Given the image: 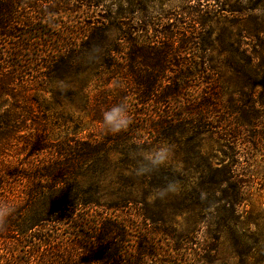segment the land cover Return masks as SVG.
Instances as JSON below:
<instances>
[{"label": "trees", "instance_id": "obj_1", "mask_svg": "<svg viewBox=\"0 0 264 264\" xmlns=\"http://www.w3.org/2000/svg\"><path fill=\"white\" fill-rule=\"evenodd\" d=\"M70 1L77 0H41L43 4L54 5L57 8L55 13L36 5L29 8L40 16H62ZM81 1L91 12L89 18L93 22L80 30V37L75 40L78 44L70 43L67 34L63 38L57 37L62 46L51 52L42 65L44 74L28 82L23 77L19 80V75L30 67L22 60L24 52L30 53L34 38L32 31L15 36L17 27L22 23L20 12L26 7L28 9L27 0H0V39L17 41L13 52L0 53L3 56L0 61L8 65L7 69L0 70V147L8 145L2 143L11 141L20 150L28 149V157L32 158L28 163L13 165L6 161L0 164V190L20 180L17 200L2 202L0 238L16 233L19 237L29 236L37 241V234L43 235L40 236L39 246L45 247L47 254H39L33 260L35 264H177L157 260L162 257L158 239L171 242L172 252L184 250L182 241L185 239L175 226H167L164 221L159 224L162 220H154L146 210L149 190H158L164 187L165 181H171L172 170L158 171L160 175L153 183L147 182L149 177H144L140 196L136 194L132 176L117 173L116 179L110 180V186H106V179L114 170L128 171V168L122 167H126L125 160L134 153L132 145L137 138L132 130L128 128L96 139L66 135L60 141L50 143L44 135L47 132L43 122L49 121V113L55 112L56 107L72 104L76 97L82 101L81 110H84L88 103L83 94L85 87L100 82L106 85L117 73L123 79L115 83L116 90L112 89L116 92L114 101L124 103L132 95L141 107L169 108V111L160 109L154 112L155 116L148 115V112L142 114L149 117L142 132L148 137L153 136L145 138L144 143L153 144L171 135L185 134L190 140H195L206 127L204 121L207 117L202 107L208 108L209 104L199 105L186 114L179 108L186 100V92L193 89L187 81L198 79L203 82L205 76L213 75L215 71L210 66L201 65L199 68L195 65L191 68L174 64L175 53L171 54L172 48L163 46L164 42L146 36L141 39L134 37L138 32L148 34V29L157 27L165 29L157 33L171 40L176 35L169 31L170 26L174 27L176 18L173 15L158 10L156 15L161 16L159 19H148L147 16H139L143 15L139 14L141 11L146 13L147 5L144 9L138 3L126 1L128 6L125 11L118 7L116 12H111L110 8L109 14L102 16L100 12L105 8L102 1ZM218 13L219 10L214 12L203 7L186 14L195 25L203 27ZM99 14L100 19L96 18ZM34 21L35 18L27 17L23 23ZM111 27H115L118 35L116 41L107 45ZM185 32L194 34L193 31ZM116 44L123 48L118 49ZM156 44L163 47L156 48ZM184 44L188 47L190 42L184 41ZM209 47L202 45L194 50L203 58ZM189 50L192 49L185 48V51ZM113 53L120 58L115 60ZM33 61L35 63L37 59ZM89 74V82L92 83H83ZM19 93L23 96L17 95ZM46 93L50 94V98L43 99ZM190 104L187 103L188 106ZM134 113L129 112L131 115ZM59 115L63 117L64 114ZM121 158L124 160L121 161ZM18 205L20 208H17ZM132 207L134 214L119 216V213ZM134 224H138L136 233L133 231ZM66 225L72 233L63 234V237L66 241H74L71 245L74 247L56 254L58 238L52 237L50 231L54 226ZM129 243H132V248L126 249L124 246ZM154 259L156 261L152 262ZM0 264H21V261L15 254H10L8 258L2 256Z\"/></svg>", "mask_w": 264, "mask_h": 264}, {"label": "rangeland", "instance_id": "obj_2", "mask_svg": "<svg viewBox=\"0 0 264 264\" xmlns=\"http://www.w3.org/2000/svg\"><path fill=\"white\" fill-rule=\"evenodd\" d=\"M100 1L105 6L100 12L102 16H107L110 8L111 12H116L118 7L125 11L128 6L126 1L138 3L144 9L147 5L146 13L141 11L139 14L143 15L139 16H147L148 19H159L161 16H157L158 10L173 15L176 19L172 21L174 27L170 26L169 31L176 35L171 40L164 39L157 33L165 30L157 27L148 29V34L138 32L134 37L141 39L146 36L154 41L164 42L163 46L171 47L170 53H175L172 61L174 64L188 65L191 68L195 65L199 68L201 65L210 66L215 71V74L205 76L203 82L198 79L187 81L189 85H193V89L186 92V100L179 108L180 112L187 113L199 105L209 104L208 108L202 107V112L207 117L204 121L206 127H203L202 133L195 140H190L185 134L171 135L153 144L144 143L143 140L148 136L142 130L149 117L142 114L148 112V115L155 116L154 112L157 113L160 109L169 111V108L152 105L148 108L141 107L132 95L124 101L128 112H135L133 115L129 114L130 124L125 129L130 128L137 140L132 145L134 153L125 160L126 167H122L128 168V171L114 170L107 177L105 185L110 186V180H115L117 173L125 177L132 176L136 194L140 196L143 192L140 185L144 177H149L147 182L153 183L160 175L158 171L172 170L171 181H165L164 186L172 182L174 190L157 199L151 198L157 190H149L151 193L146 210L154 220H162L159 224L164 221L167 226H175L186 241H182L184 250L172 252L171 242L169 244L158 239L162 256L157 258L158 261L177 264H264V0H200L202 5L199 0ZM27 3L28 9L26 7L20 12L22 23L17 27L19 29L15 36L20 37V34L32 31L34 39L29 48L30 53L24 52L22 60L24 65L30 64V67H26L19 75V80L23 77L31 82L44 74L42 65L51 52L62 46L56 38H63L67 34L69 42L75 43L76 38L80 37V30L93 20L89 18L91 12L83 6L81 0L70 1V6L62 16H40L29 8L36 5L55 13L57 8L52 4H43L41 0H27ZM203 7L214 12L219 10V13L215 18L211 16L212 21L200 27L189 20L186 13ZM100 14L96 18L100 19ZM27 17L32 20L35 18V21L31 24L23 23ZM185 30L193 31L194 34L186 33ZM117 35L118 31L111 27L107 45L116 41ZM184 41L190 42L188 47ZM16 44L14 39H0V53L13 52ZM202 45L210 47L204 57L200 58V53L194 49ZM163 46L156 44L155 47ZM116 47L123 48L120 44H116ZM185 48L192 50L185 51ZM122 52L126 54L125 50ZM112 55L116 60L117 53ZM35 59L37 61L34 63ZM7 67L6 62L0 61V70ZM176 70L177 68L174 69ZM168 75L172 77V74ZM90 77V74L86 76L83 83H90ZM120 79L123 76L115 73L106 85L102 82L88 84L83 93L88 99L84 110H81L82 101L76 97L74 103L65 107L58 106L55 112L51 111L49 121L43 122L47 132L44 135L50 140L47 141L57 142L66 135L96 139L113 133L103 125L102 113L112 107L114 102L118 104L114 101L116 92L112 89L116 90L115 83ZM17 95L23 96V93ZM42 98H50V94H43ZM187 103L193 105L188 106ZM59 114L64 115L61 117ZM151 138L152 135L148 137ZM162 143H167L172 149L167 163L145 175H135L137 151H147ZM2 144L8 145L0 147V164L6 161L11 164L31 161L28 149L20 150L11 141ZM122 160L124 159L121 158ZM19 182L20 180L11 182L13 184L10 187L7 185L0 190V211L4 208V200L7 203L11 199L17 200ZM133 208L122 211L119 216L134 214ZM138 208L141 206L138 205ZM138 224L142 225L140 221ZM138 224L133 225L134 233L137 232L135 227ZM68 233L72 231L67 225L51 229V236L58 238L56 254L74 247L71 246L74 241H66L63 237V234ZM29 234L30 232L27 233ZM37 235V241L29 236L19 237L16 233L0 238V259L2 256L8 258L10 254H15L21 264H35L33 260L39 254H47L45 247L39 246L40 236L43 235ZM131 246L132 243H129L124 247L129 249ZM155 261L154 259L152 262Z\"/></svg>", "mask_w": 264, "mask_h": 264}, {"label": "clouds", "instance_id": "obj_3", "mask_svg": "<svg viewBox=\"0 0 264 264\" xmlns=\"http://www.w3.org/2000/svg\"><path fill=\"white\" fill-rule=\"evenodd\" d=\"M102 122L105 128L113 133H119L130 124V116L127 105L118 103L102 113ZM172 149L167 143H162L150 150H138L136 155L137 165L135 175L142 176L165 165L171 156ZM174 190V183L169 182L152 194V199L163 198Z\"/></svg>", "mask_w": 264, "mask_h": 264}]
</instances>
